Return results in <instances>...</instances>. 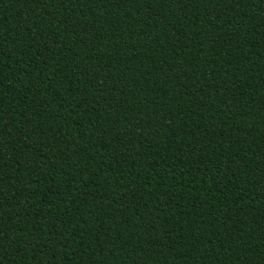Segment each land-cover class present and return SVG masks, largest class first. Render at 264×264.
<instances>
[{
  "label": "trees",
  "instance_id": "obj_1",
  "mask_svg": "<svg viewBox=\"0 0 264 264\" xmlns=\"http://www.w3.org/2000/svg\"><path fill=\"white\" fill-rule=\"evenodd\" d=\"M0 264H264V0H0Z\"/></svg>",
  "mask_w": 264,
  "mask_h": 264
}]
</instances>
